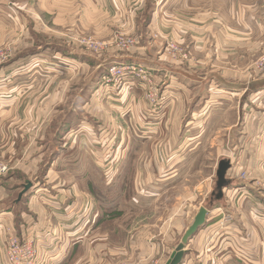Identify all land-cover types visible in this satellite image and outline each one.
<instances>
[{"label":"rangeland","instance_id":"obj_1","mask_svg":"<svg viewBox=\"0 0 264 264\" xmlns=\"http://www.w3.org/2000/svg\"><path fill=\"white\" fill-rule=\"evenodd\" d=\"M99 1L0 0V158L10 168L7 174L0 177V241L3 242L0 245V258L3 254L5 258L4 244L9 236L16 237L23 242H30L35 250L36 260L38 262L40 260L38 264H46L47 260L56 258L64 239L68 238L66 240L71 242V238L84 237L85 243L89 244L90 254L95 253L94 256H91V259L98 261L99 254H103L105 250L120 251L118 250L120 247L117 246L125 245L129 235L135 232V228H138L137 232H142L146 225L144 233L147 234L148 240L151 242L152 251V254L148 255L149 258H147L148 264H159L160 260L166 258L170 247L174 248L172 250L174 251L180 243L183 234L195 217H193L194 210L197 208L205 207L207 215L211 214L213 210H219L218 232L222 230L228 234L226 227L228 223L225 222L222 212L220 213L222 206L216 204V202H220L224 205V201H222L224 198L222 200L216 199L214 194H205L203 187L205 181L211 178L212 191L216 188V171L220 161L227 160L233 166L229 169L232 171L233 178H235L233 182L234 180L246 184L250 182L246 169L240 165L241 150H232L229 145H223L222 140L225 138L219 137V133L215 131V128L210 129L213 123L211 121L196 122L200 128L205 129V133L199 138L200 145L197 148L195 147V154H187L185 159L187 163V159L193 155L189 160V163L194 161L193 167L183 169L185 165L182 166V164L181 168H178V165L174 166V164L172 165L174 168L171 167L170 169H168V166L159 167L162 162L178 160L176 157L178 154L173 152L177 150L176 148L180 146L183 140L181 135H177V130L181 128V121L174 119V116L169 121L166 120L167 108L162 109L158 106L167 97V95H162L164 80L159 79H163L161 74L160 77L155 72L153 74L151 72L152 88L156 94L155 101L151 102L147 99L149 87L144 85V87H141L142 90L137 92L142 96V102L140 100L135 102L126 97L124 99L127 93L123 92V87L114 86L111 88L110 86L104 88L102 77L105 74H101L99 78L100 73H98L96 66L100 65L101 67L103 65L107 69L111 62L120 61L116 60L119 57H134L140 51L146 54L135 57L142 62L140 65L146 68L148 62H151L148 57L151 54L150 50L153 48L151 44L153 41L160 42L161 36L158 35V32L145 33V26L152 8L157 7L163 0H135L129 7H126V10L119 11L107 9V5L111 0ZM220 3L221 0H219V8H227L226 12L228 14L230 12L227 17L233 31H243L245 36H249L255 42L249 54L250 66L248 71L250 80H264V73L257 72L253 67L256 59L264 53V0H226L224 5ZM49 20L50 22H48ZM52 20H55L57 25H53ZM120 34L127 35L135 41L134 47L129 51H119L116 48L95 51L84 47L80 43L84 38H89L100 44L111 41ZM169 44L178 46L181 53L173 55L168 49ZM163 50L169 55V58L178 62L189 60V54L183 45L176 42L167 41ZM37 52H45L47 55L41 58L38 57ZM54 53L63 56L71 54L77 57L73 62L75 68L72 69L70 74L68 73L69 77H72L76 88L72 91V87L69 85L67 89L61 90L62 101L66 105L64 106L65 110L69 107L67 106L69 104L68 100H72L80 88V92L82 89L84 94L90 91L94 97V101L89 103L84 110L79 108L78 111L80 116L83 113L90 116L89 131L88 136H86L87 142L84 141V145L92 146L93 149L91 147L89 152L85 154L79 148L78 141H72L78 138L77 127L78 124H81L80 119L79 121L74 119L73 139H70V144L68 143V146H65L66 149L62 150L57 162V166L62 169V173L56 171L54 174L58 179L55 183L44 184L43 190L38 192L36 190L41 186L37 184L39 181L36 178L41 179L45 170L44 167L50 163L51 156L48 155L45 158L40 153V131H37L39 127L37 122L25 121L23 117L19 118L15 114H25L27 109L24 108V102L48 94L47 89H45V82L54 75L49 73V69L52 68L51 66L58 67L60 64L59 61L54 60ZM181 54H185L186 57H182ZM77 64H82L83 67ZM134 64L138 65V63ZM203 72H206V70ZM130 81L136 83L135 80ZM87 84H89V88L86 87ZM129 88L133 90V87L127 86V89ZM172 101H170L171 105ZM17 103L18 106H16ZM19 103H22V105L20 106ZM176 104L178 103L176 102ZM10 108L12 113L8 114L7 110ZM5 112L7 114L4 115ZM99 115L101 117L100 121L98 120ZM95 116H97V119ZM185 123L187 125L189 121ZM217 124L219 126L218 122ZM101 126L102 128H100ZM99 129H103L104 135H98ZM114 131L119 132V135H115ZM166 132H170V135L166 136ZM129 133L138 134V137H131ZM129 139L130 142H128ZM64 141L58 137L56 142L46 138L45 146L52 149L58 146L62 147ZM216 142H219L217 146ZM102 144L118 146L130 144L139 146L138 148L146 145V147H142L143 149L140 150L137 148L132 152H125L121 167L110 169V164L115 167L117 162L120 161H115V154L112 152H103ZM166 145L175 148L168 153L164 150ZM149 146H152L156 151L154 153L147 152L149 149L146 148H149ZM190 149L191 146H188L185 152H189ZM157 150L159 151L157 152ZM118 156L120 157V153H118ZM42 157L45 158L41 162L44 167L41 169L40 174L34 175ZM98 159L102 163H106L107 167H102L99 170L96 165L99 162ZM146 160L152 161L155 165L152 170L143 169L145 171L144 177L147 175V171H152L153 173L148 172V174L158 180L164 177L165 174L166 176L169 173L172 174L173 171V174H176L175 176L179 174L180 177H176L168 183L155 181L154 184L147 185L146 190H149L153 195L148 196L147 201L146 199L143 200V196H141L139 200L143 203L133 207L135 209L132 210H130L131 207L128 204L132 188L130 183H127V186L120 190L116 188L117 186H114L116 183H113L111 187L109 186V189L106 187L105 198L97 193L92 184L65 183L66 181L69 182V178L79 174L81 171L80 166L85 164V167H90L91 181L99 186L106 181L116 182L122 171L127 173L125 177L133 178L136 169L129 167L137 161ZM93 162H96V164ZM11 173L14 174L12 180H10L9 175ZM241 174H244V177ZM21 175L23 179H26L24 182L22 178V180H16V177ZM225 178L228 182L227 186L231 185V180H228L226 176ZM46 181L48 182V180ZM251 181L250 185L264 195V179H253ZM124 182H128L127 178H124ZM27 184L31 186L22 194V190ZM34 185H37L36 188H34ZM112 188H116V192H119L117 198L110 192ZM69 189H72L73 192L70 196L67 195ZM143 189H145L144 186ZM230 189L227 188L226 190L230 191ZM61 190L64 192L65 199L62 203H59L55 198V194H61ZM201 191L202 195L199 196ZM123 192L125 193L124 197ZM39 194H44L45 197H40ZM227 196L231 198L230 202L233 201L234 203H237L241 198L239 194L235 195L233 193L232 195L231 191ZM228 197L227 199H229ZM114 202L118 210L109 214ZM215 204L217 206H214ZM242 205L244 208L239 209L247 211L245 202H242ZM35 206L36 209L45 210L52 216L49 219L50 225L42 231L32 234V239L28 240L27 237L30 234L26 226L32 221L29 219V213L32 212ZM57 207L61 208L62 214L56 213ZM100 210H103L104 213L101 212L102 215L98 218L97 225L89 231L90 226L96 220V215L99 217ZM2 211L9 212L8 217ZM134 216L137 217V220L133 222L131 217ZM23 218L27 223L24 222L22 228ZM51 225L56 228V232L54 228H51ZM172 225H174L173 228ZM116 226H121L124 229L132 227L133 230L128 234L125 231H120L121 229L113 232ZM174 228L177 233L173 232ZM222 231L221 235L223 236L226 233ZM22 238L25 240H22ZM78 245L80 244L78 243ZM75 250L68 259H65L70 260L67 264H74L71 260H75L74 257L78 255V249ZM127 250L124 257L119 256L117 259L114 256L107 255V258L111 261L114 260L111 264H123L118 263L117 260H131L130 255L133 251L136 254H141V251L145 249L130 248ZM51 254L53 255L51 256ZM60 258L58 256L57 260ZM61 264H65L64 261ZM99 264L101 263L99 262Z\"/></svg>","mask_w":264,"mask_h":264},{"label":"crops","instance_id":"obj_2","mask_svg":"<svg viewBox=\"0 0 264 264\" xmlns=\"http://www.w3.org/2000/svg\"><path fill=\"white\" fill-rule=\"evenodd\" d=\"M134 1L135 0H111L107 5V9L117 11L126 10V7H129ZM224 3H226V0H221L220 4L224 5ZM218 4L219 0H163L157 7L152 8L150 17L145 26V33L148 32L150 34L158 32V35L161 36L160 42H152L151 46L153 48L150 50L151 54L148 55L151 62H148L146 65V68H148L152 74L154 72L159 76L161 74L163 79H159L164 80L162 95H167V97L160 102L161 104L158 106L162 109L164 107L167 108L166 120L169 121L174 116V119L179 122L181 121V128L177 130V135H181L183 138L180 146L173 152L178 154L176 156L178 160L175 159L171 162H162L159 167L164 168L168 166V169L171 167L174 168L175 165H178V168L185 165L183 169L193 167L194 161L189 163L193 155L187 159V163L185 159L187 154H195V147L197 148V146L200 145L199 138L205 133V129L200 128L196 122H213L210 129L215 128V131L219 133V137L225 138L222 140L223 145H229L232 150H241L240 165L246 169L250 182L248 184L237 181L236 183L235 180L233 182L235 178H233L232 171H227L226 177L228 180H231V182L229 181L231 185H228L226 189L231 188L230 191L232 195L234 193L235 195L239 194L241 196L237 203L233 201L230 202L231 198L227 196L230 191L224 189L222 190L223 196L220 198L221 200L224 198L222 200L224 201V205L220 204V202H216V204L222 206L220 213L222 212L225 222L228 223L226 225L228 234L226 231L221 230L226 233L222 236L221 231L218 232L217 220L219 217V210H213L211 214L207 215L205 224L199 228L188 241V244L184 248V255L180 264H264V195L250 185L253 179H264V80H250L249 77V54L255 45L254 40H251L249 36H245L243 31H233V27L227 17L230 12L228 14L226 12L227 8H219ZM40 9L42 8L40 7ZM52 21L53 25H57L55 20ZM48 22H50V20ZM242 27L244 28V26ZM167 41L183 45L189 54V60L178 62L169 58V55L163 50ZM144 53L145 52L139 51L135 56H141ZM38 54V57L41 58L47 55L45 52ZM54 55V60L59 61L60 64L58 67L51 66L52 68L49 69V73H53L54 75L45 82V89H47L48 94L39 98L34 97L33 100L24 102V108L27 109L25 114H15L19 118L23 117L25 121L37 122L39 126L37 131H40V153H42L45 158L48 155L51 156L50 163L46 164L45 167L41 163L45 159L42 157L35 169L34 175H38L41 169H43V167L45 168L41 179L36 178V180L39 181L37 184L41 186L37 188L36 191L38 192L43 190L44 184L55 183L58 179L54 174L56 171L62 173V169L57 166V162L59 161L58 158L62 150H65V146L69 143L70 139H73L74 119H77V121L80 119L81 124H78L77 127L78 138L72 141H78L79 148L85 154H87L92 147L84 145V141L87 142L86 136H88L90 116L84 115V113L80 116V112L78 111L79 108L84 110L89 103L94 101V97L91 95L90 91L84 94V90L82 89L80 92V88L76 96L72 100H68L69 104L67 106L69 107L65 110L64 106L66 105L65 102L62 101L61 90L67 89L69 85L72 87V91L76 88L72 81V77H69L68 73L70 74L72 69L75 68L73 62L77 57L71 54L63 56L59 53H54ZM135 56H121L116 59L120 61H113L109 66L119 63L142 64ZM77 65L83 67L82 64ZM96 67L98 73H100L98 76L99 78L101 74H106L103 65L101 67L97 65ZM205 70L206 72H203ZM191 73L194 74V76H192ZM63 74L65 75L63 76ZM135 81L136 83H131L129 79L124 82L122 90L124 93H127L124 99L126 97L135 102H139V100L142 102V96L137 92L141 91V87H144L145 84L141 81ZM127 86L133 87L132 89L134 92L130 90V88L127 89ZM86 87L89 88V84H87ZM93 87L95 88L96 86ZM170 101H172V105ZM176 102L178 104H176ZM121 103L123 104V102ZM19 105L21 106L22 103H19ZM16 106H18V103ZM11 108L7 110L8 114L12 113ZM7 113L5 112L4 115ZM95 118L97 119V116H95ZM98 120H101L100 115ZM187 121H189V124L186 125L185 122ZM182 123L184 124L182 125ZM100 128H102V126ZM113 133L119 135L117 131ZM166 133V136L170 135V132ZM134 134L135 133H129V136L133 137L138 135ZM98 135H104L103 129H99ZM57 137L59 139L61 138V140H65L62 147L58 146L52 149L45 146L46 138H50L51 141L56 142ZM134 141H136V139H134ZM128 142H130V139ZM217 144H219V142H216V146ZM102 145L103 152H112L115 154V161H120L117 162L115 167L110 164V169L121 167V163H123V154L125 152H132L139 147L130 144L124 146ZM188 146H191V149L189 152H185ZM142 147L145 148L146 145ZM142 147L138 148V150L143 149ZM174 148L175 147L170 148V146L167 145L164 146V150L168 151V153ZM146 149H149L147 151L149 153H154L156 151L152 146ZM158 151L159 150H157V152ZM118 153H120V157ZM98 161V164H96V162L93 163L97 165L99 170L102 169V167H107L106 163H102L99 159ZM151 163L152 161L147 160L141 162L137 161L129 167L131 169H136L134 170L135 177H125L127 173L122 171L120 178L116 180V182L111 183L110 181H106L101 183L100 186L91 181L90 167H85V164L80 166L81 171L79 174L69 178V182L66 181L65 183L69 184L76 182L86 185L92 184L94 189L97 190V193H100L103 198H105L106 187L109 189L113 183H116L114 186H117L116 188L119 190L125 188L127 183H130L132 188L128 204H130V210H132L135 209L133 207L143 203L139 200L141 196H143V200L146 199L147 201L148 196L153 195L149 190H146L147 185L154 184L155 181L159 183H168L172 179L180 177L178 173V175L175 176L176 174H173L174 171H170L172 172V174L169 173L170 175L167 174L166 176L165 174L160 180L154 179L153 176L148 174V172L153 173L152 171H147V175L144 177L145 171H143V169L152 170L154 168L155 163ZM173 164L174 166H172ZM13 173L9 174L10 180L13 178ZM21 176L16 177V180H22L23 176ZM124 178H127L128 182H124ZM25 180L26 179H23V182ZM46 180H48V182ZM36 186L37 185H34V188H36ZM143 186L145 189H143ZM203 187L205 191H202L207 195H213L216 192L215 188L214 191H212L213 186L211 178L205 181ZM116 188H112L110 192L117 198L119 192H116ZM202 191L199 196L202 195ZM60 193L61 194H55V198L59 203H62L65 199V195L62 190ZM71 193H73L72 189H69L67 195L70 196ZM122 195L124 197L125 193L123 192ZM38 196L45 197L44 194H39ZM227 197L229 199H227ZM242 202H245L247 205V211L245 209H239L241 207L244 208ZM216 204L214 206H217ZM115 205L114 202L109 214L115 213L116 210H118V207L116 208ZM197 209L194 210L195 213L193 217L198 212L199 209ZM208 210L210 211V209ZM49 211H51V209H49ZM55 211L56 213L62 214L61 208L59 207H57ZM2 212L6 214V216L9 214L7 211ZM101 212H103V210H100L99 217L96 215V220H94L93 224L90 226L91 228H89V231L97 225L98 218L102 215ZM29 214V219L32 221L29 222L28 225L26 224V227L30 234L27 239L31 240L32 234L35 232L38 233L50 225L49 219L52 214L47 213L45 210H39V208L36 209V206ZM131 218H133V222L137 220L136 216ZM24 222L26 221H24L23 218L22 228L24 227ZM173 227L174 225H172V228ZM51 228H54L55 232L57 231L52 225ZM118 229L127 232V234L129 232L131 233L133 230L132 227L124 229L121 226H116L113 232L115 230L118 231ZM137 229L138 228H135V232L129 235V239H127L125 245L117 246L120 247L118 249L120 251L114 249L113 251L105 250L103 254H99L98 261L91 259V256H94L95 253L90 254L89 244L85 243V240H83L84 237L71 238V242L66 240L68 239L66 238L63 240V243H61V250L59 252L57 251V255L61 258L57 260V256L56 258L47 260L48 262L46 264H61L63 261L67 264L70 260L65 259H68L71 253L76 251V248L78 249V255L74 257L75 260H71L74 264H99V262L101 264H111L114 260H109L107 255L111 257L114 256L118 259L119 256L124 257L128 251L127 249L130 248L145 250L141 251V254H136L133 251L130 255L132 257L131 260H117L118 263L148 264L147 258H149L148 255L152 254V251L150 247L151 242H149L147 234L144 233L146 225L142 232H137ZM176 231L174 228L173 232ZM22 240L25 239L22 238ZM2 243L0 241V245ZM78 243L80 245H78ZM173 249L170 247V251L168 250L169 253L166 258L160 260L159 264H165L167 262ZM52 255L53 254H51V256ZM134 255H136V257H134ZM0 259V264H7L4 254Z\"/></svg>","mask_w":264,"mask_h":264},{"label":"built area","instance_id":"obj_3","mask_svg":"<svg viewBox=\"0 0 264 264\" xmlns=\"http://www.w3.org/2000/svg\"><path fill=\"white\" fill-rule=\"evenodd\" d=\"M84 47L92 50H106L108 48H116L119 51H129L134 47L135 41L127 35L120 34L118 37L113 38L111 41L96 43L92 39L84 38L80 42ZM169 51L173 55L180 54L181 49L174 45H168ZM182 57H186L185 54H181ZM254 69L257 72L264 73V53L259 56L253 64ZM137 80L145 84V87H149L147 99L151 102L155 101L156 94L152 88V76L151 71L144 66L134 63H119L109 66L106 70V74L102 77V86L108 88L111 86L123 87V84L127 80ZM123 89V88H122ZM10 171L8 164H6L0 158V177L7 174ZM244 177V174H241ZM5 247V259L7 264H38L36 260L35 250L30 242H23L16 237L9 236L4 244Z\"/></svg>","mask_w":264,"mask_h":264},{"label":"water","instance_id":"obj_4","mask_svg":"<svg viewBox=\"0 0 264 264\" xmlns=\"http://www.w3.org/2000/svg\"><path fill=\"white\" fill-rule=\"evenodd\" d=\"M230 164L227 160H222L218 163L216 171V193L214 194L216 199L222 197V189L227 186L228 182L225 178L227 170L230 169ZM30 184L24 186L22 194L25 193L29 188ZM21 196V194H20ZM207 210L205 207H200L195 217L193 218L192 223L187 228L183 234L180 243L177 245L175 250L170 254L167 262L165 264H180L184 255V248L187 245V242L191 237L196 233V231L201 228L206 220Z\"/></svg>","mask_w":264,"mask_h":264}]
</instances>
